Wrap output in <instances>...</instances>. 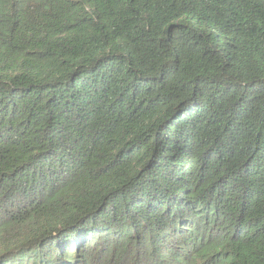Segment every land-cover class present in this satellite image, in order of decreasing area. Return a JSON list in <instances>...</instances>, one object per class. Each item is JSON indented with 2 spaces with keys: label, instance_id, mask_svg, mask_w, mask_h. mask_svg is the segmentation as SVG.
I'll list each match as a JSON object with an SVG mask.
<instances>
[{
  "label": "trees",
  "instance_id": "obj_1",
  "mask_svg": "<svg viewBox=\"0 0 264 264\" xmlns=\"http://www.w3.org/2000/svg\"><path fill=\"white\" fill-rule=\"evenodd\" d=\"M0 264H264V0H0Z\"/></svg>",
  "mask_w": 264,
  "mask_h": 264
}]
</instances>
